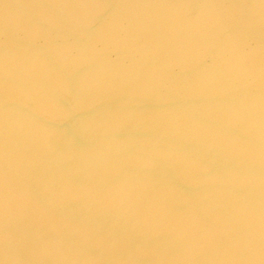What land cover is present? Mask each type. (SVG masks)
<instances>
[{"label":"water","instance_id":"obj_1","mask_svg":"<svg viewBox=\"0 0 264 264\" xmlns=\"http://www.w3.org/2000/svg\"><path fill=\"white\" fill-rule=\"evenodd\" d=\"M264 264L261 0H0V260Z\"/></svg>","mask_w":264,"mask_h":264},{"label":"clouds","instance_id":"obj_2","mask_svg":"<svg viewBox=\"0 0 264 264\" xmlns=\"http://www.w3.org/2000/svg\"><path fill=\"white\" fill-rule=\"evenodd\" d=\"M0 264H8L7 257H5L3 260H0Z\"/></svg>","mask_w":264,"mask_h":264},{"label":"snow or ice","instance_id":"obj_3","mask_svg":"<svg viewBox=\"0 0 264 264\" xmlns=\"http://www.w3.org/2000/svg\"><path fill=\"white\" fill-rule=\"evenodd\" d=\"M261 6L264 7V0H261Z\"/></svg>","mask_w":264,"mask_h":264}]
</instances>
